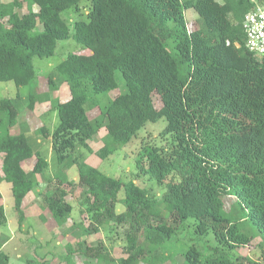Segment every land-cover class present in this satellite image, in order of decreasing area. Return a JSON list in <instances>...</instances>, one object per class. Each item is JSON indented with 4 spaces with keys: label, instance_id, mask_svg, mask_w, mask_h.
<instances>
[{
    "label": "trees",
    "instance_id": "16d2710c",
    "mask_svg": "<svg viewBox=\"0 0 264 264\" xmlns=\"http://www.w3.org/2000/svg\"><path fill=\"white\" fill-rule=\"evenodd\" d=\"M21 1L27 5L24 13L17 11ZM82 1H0V81L28 86L25 107L49 101L58 118L52 131L45 125L34 130L44 140L32 146L25 132L9 133L18 110L11 98L0 99V181L11 185L18 224L25 218L24 197L49 166L41 154L46 141L56 162L74 165L77 176L76 181L58 176V192L45 193L39 214L45 224L51 218L57 227L72 216L62 186L66 180L81 187L79 213L91 219L87 226L75 223L82 235L106 226L122 229L126 256L118 264H162L169 256L163 243L188 217L195 233H212L219 248L203 255L191 244L180 252L183 264H263L226 249L258 236L264 258V56L246 48L241 27L244 15L264 0H88L87 19L61 17ZM187 9L197 14L190 27ZM70 37L82 52L57 63L40 91L33 56L52 55L57 41ZM63 82L69 98L60 101L51 93ZM113 90H118L114 97ZM154 92L160 108L154 106ZM161 118L162 130L142 142L134 159L135 177L148 176L163 187L158 196L133 180L104 174L77 154L79 148L90 150L88 141L102 127L106 133L96 153L105 158L145 123ZM31 158L34 164L25 170ZM120 189L124 197L118 199ZM227 196L234 198L230 208ZM82 243L66 244V262L78 252L97 261L109 253L101 243L80 250ZM0 264H10L3 251Z\"/></svg>",
    "mask_w": 264,
    "mask_h": 264
},
{
    "label": "rangeland",
    "instance_id": "374dc122",
    "mask_svg": "<svg viewBox=\"0 0 264 264\" xmlns=\"http://www.w3.org/2000/svg\"><path fill=\"white\" fill-rule=\"evenodd\" d=\"M6 2L8 0H0ZM88 0H83L78 9L74 7L68 8L60 15L64 20L87 19ZM21 7L17 9L19 13L27 11L25 1H21ZM196 12L194 9H187L185 16L190 27L191 22L195 19ZM82 46L73 38L58 40L55 51L47 57L33 56L32 61L37 75V84L40 91L47 88V76L51 69L63 60L70 52H82ZM120 73H116V78L120 79ZM121 83V82H120ZM123 83L119 85L118 90L123 89ZM118 90L110 92V96L114 97ZM29 87L26 85L16 86L12 81H0V99L11 98L17 108L16 124L9 127V133L16 134L25 132L32 146L41 142L43 137L34 134V130L45 125L50 131L57 125L58 118L55 110L50 109V102H37L34 108L27 109V95ZM19 98H16V96ZM51 97L64 101L69 98L68 87L65 82L61 83L58 89L51 93ZM154 106L160 108L161 100L157 93L152 94ZM97 111H91L90 117L94 118ZM1 117V113H0ZM165 124V119L161 118L156 122H147L138 134L122 147L115 150L105 158H100L96 151L102 146V138L105 129L100 128L92 139L88 141L90 150L79 148L77 154H82L85 162L96 167L104 174L119 178L123 181L133 180L136 185L144 188L151 195H160L163 187L157 184L148 176L135 177L134 159L138 149L144 140L156 137ZM41 147V154L47 158L49 162L42 174H37L38 185L27 193L22 202V208L25 214L23 222L18 224V214L13 207V196L11 193V185L9 182L0 181L1 204L4 207L6 224L0 225V251L5 252L9 256L10 264H25L27 260H34L37 264H118V259L126 256L122 251L123 235L122 229H111L110 226L99 228L98 232L82 235L80 228L75 223L82 221L87 226L89 216L79 213L78 199L81 187L78 185H70L67 179L76 181L77 171L74 165L58 164L55 160L51 143L44 141ZM77 150V149H76ZM74 150L73 155H76ZM2 155L0 154V174H1ZM35 158H31L23 164L25 170L31 169ZM58 176L66 178L62 186L68 192L67 200L73 206L72 216L61 225L54 227L51 218L45 224L39 214L42 213V199L47 191L57 193ZM118 199L124 197L123 189L117 194ZM234 201L232 197H225V207L230 208ZM119 209L121 205L117 204ZM117 208V209H118ZM41 212V213H40ZM45 213V212H44ZM47 216L50 215L47 213ZM117 230V231H116ZM108 237L112 238V243L108 241ZM84 240L80 250L85 246H95L101 243L108 250V255L104 259L97 261L95 257H86L82 252L73 255L71 263L66 262V244L71 243L73 247H77L78 241ZM260 237L256 236L250 244L239 246L234 249H226L232 256L243 255L253 259L260 258L264 264V258H261ZM194 244L203 255L214 252L218 247L214 236L209 233L205 236H199L194 231L193 219L188 217L178 224V228L162 245V250L169 255L162 264H183V257L180 252L188 246ZM103 249V248H101ZM77 250V251H80ZM138 264H142L141 262Z\"/></svg>",
    "mask_w": 264,
    "mask_h": 264
},
{
    "label": "built area",
    "instance_id": "2783aa9c",
    "mask_svg": "<svg viewBox=\"0 0 264 264\" xmlns=\"http://www.w3.org/2000/svg\"><path fill=\"white\" fill-rule=\"evenodd\" d=\"M245 46L254 55L264 56V1L256 3L243 17Z\"/></svg>",
    "mask_w": 264,
    "mask_h": 264
}]
</instances>
